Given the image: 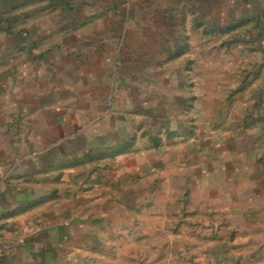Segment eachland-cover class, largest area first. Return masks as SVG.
<instances>
[{
  "label": "rangeland",
  "instance_id": "1",
  "mask_svg": "<svg viewBox=\"0 0 264 264\" xmlns=\"http://www.w3.org/2000/svg\"><path fill=\"white\" fill-rule=\"evenodd\" d=\"M46 1L47 14L111 37L97 40L106 54L82 57L95 60L82 67L78 121L102 143L50 167L62 191L22 209L80 211L64 264H243L264 238L251 225L264 175V0ZM126 139L128 152L105 148Z\"/></svg>",
  "mask_w": 264,
  "mask_h": 264
},
{
  "label": "crops",
  "instance_id": "2",
  "mask_svg": "<svg viewBox=\"0 0 264 264\" xmlns=\"http://www.w3.org/2000/svg\"><path fill=\"white\" fill-rule=\"evenodd\" d=\"M46 2L0 0V230L14 246L0 264L65 263L82 227L75 217L80 211L56 207L53 201L22 208L54 189L62 191L51 186L50 167L60 159L99 149L102 143L88 136L78 121L88 109L82 107V67L95 60L82 57L106 54L107 46L97 40L111 37L86 30L91 24L82 26L81 17L66 21L55 11L47 14L41 8ZM104 60L101 57L97 65L103 68ZM92 75L87 70L84 79ZM256 177L251 225L260 231L264 230V184H259L264 175ZM61 182L65 184V179ZM15 213L19 215L13 217ZM249 246L241 263L264 264V238L250 240Z\"/></svg>",
  "mask_w": 264,
  "mask_h": 264
},
{
  "label": "built area",
  "instance_id": "3",
  "mask_svg": "<svg viewBox=\"0 0 264 264\" xmlns=\"http://www.w3.org/2000/svg\"><path fill=\"white\" fill-rule=\"evenodd\" d=\"M14 246L9 242L0 230V259L7 257L13 250Z\"/></svg>",
  "mask_w": 264,
  "mask_h": 264
},
{
  "label": "trees",
  "instance_id": "4",
  "mask_svg": "<svg viewBox=\"0 0 264 264\" xmlns=\"http://www.w3.org/2000/svg\"><path fill=\"white\" fill-rule=\"evenodd\" d=\"M133 139L132 140H129L128 142L124 143V144H121L119 146H117L116 148L110 150L112 152H115V154H120V153H125V152H128L130 147L132 146L133 144ZM158 143H155V146H157Z\"/></svg>",
  "mask_w": 264,
  "mask_h": 264
}]
</instances>
